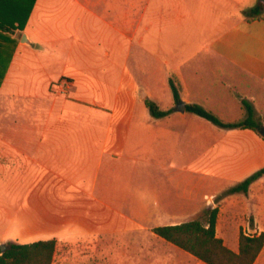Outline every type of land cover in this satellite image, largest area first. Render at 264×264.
I'll return each mask as SVG.
<instances>
[{
  "label": "crops",
  "instance_id": "0c3cea01",
  "mask_svg": "<svg viewBox=\"0 0 264 264\" xmlns=\"http://www.w3.org/2000/svg\"><path fill=\"white\" fill-rule=\"evenodd\" d=\"M186 1L103 0L105 14L95 26L94 0H71L69 5L59 0H36L24 31L0 30V74L4 73L0 84V245L51 239L58 245L59 237L71 235L79 239L96 237L110 248L103 237L108 233L106 228L126 232L128 225L135 224L144 231L141 220L157 216L174 219H162L152 225L149 234L167 250L166 255L175 248L183 252L157 236L153 228L183 223L178 219L195 216L213 203L206 200L213 194L200 197V182H178L174 194L178 207L168 208L167 200L157 189L147 194L143 184L124 179L111 184L103 180L99 194L97 180L82 175L81 162L92 164L94 160L98 166H120L138 160L146 137L157 142L158 138L177 136L180 131L203 137L204 146L208 144L221 152L225 147L230 152L219 156L215 165L227 161L231 170L227 174L241 171L242 178L264 165V138L258 133L224 129L175 107L180 102L185 106L197 104L225 122H235L245 119L247 112L241 117H233L232 113L229 117L227 112L247 100L255 118L256 113L264 117L263 95L246 99L230 96L224 83L216 79L220 76L217 74H223L235 80L242 90L251 85L250 80L264 84V18L248 21L243 15L259 0ZM63 21L67 28L64 38ZM189 23L226 27L213 32L201 50H194L193 36L181 34ZM23 34L30 43L21 42ZM135 40L159 59L172 58V62L159 60L156 72L169 87V78L174 80L180 102L176 103L173 97L166 109H161L155 89H147L148 99L161 110L173 109L162 118L151 116L162 127L144 128L134 123L138 102L146 107L145 99L135 98V91L141 88L126 65L127 41ZM200 51L218 65L209 70L212 80L211 74L199 66L176 64L177 58L195 57ZM54 61L62 64L61 70L47 73V65ZM61 78L72 80V102L85 108L75 120H71L70 112L63 114V107L56 106L57 98L50 89ZM94 90H100L99 94H93ZM94 104L110 107L115 127L109 120L102 128H94ZM190 114L200 119L190 118ZM71 121L73 127L69 126ZM226 130L229 132L222 137L220 131ZM65 152L70 153L69 165ZM111 194H116L118 206L110 202ZM236 242L234 248L224 244L237 252L238 239ZM170 256L174 261L171 253Z\"/></svg>",
  "mask_w": 264,
  "mask_h": 264
},
{
  "label": "rangeland",
  "instance_id": "374dc122",
  "mask_svg": "<svg viewBox=\"0 0 264 264\" xmlns=\"http://www.w3.org/2000/svg\"><path fill=\"white\" fill-rule=\"evenodd\" d=\"M59 1L69 5L71 0ZM94 2V11L96 15L94 23L96 26L100 21L99 17L104 16L105 10L103 0H94ZM204 2L206 3V1ZM186 3L190 2L187 0ZM65 25L66 23L63 21L61 24L63 38L66 35L67 29ZM184 26L181 34L187 37L190 35V38L193 36L194 45L192 47L194 50H201V46L209 43V37L213 32L226 27L225 25H200L199 23H189ZM127 44V69L130 71L131 75L136 78L141 88L140 91H135V98L142 101L148 98L147 89L152 87L155 89L157 95L156 102L159 103V107L161 109H166L167 104L173 100V93L167 83L163 84L156 70L160 65L159 60L163 62L165 60L172 62V58L159 59L153 56L151 50L142 47L137 40L131 43L127 41ZM30 59L31 58L28 57L29 62H31ZM102 60L100 54L99 61ZM180 63L186 64V66H199L207 70L208 74H211V72H209L210 68L218 67L204 51H200L199 55L195 57L177 58L176 64ZM170 65L172 66L173 64ZM162 66L165 67L164 64ZM61 67L62 64H60L59 61L51 62L47 65V73H58ZM218 75L220 76L216 79L221 81L222 84L224 83L225 90L230 96L236 98L243 96V99L251 95L258 96L261 94L264 96L263 83L248 80L251 82V85H247V89L242 90L235 80H231V78L223 74H217V76ZM212 79L213 74H211V80ZM211 80L208 82H211ZM72 87L73 84L70 78H61L55 83V86H51L50 89L55 94V98H57L56 106L63 107V114L67 111L70 112L71 120H75L76 117L82 116V109L85 108L72 102L73 99L70 97ZM98 91L100 90H94L93 94L98 95ZM141 92H144L142 97L140 96ZM97 98H99V96H97ZM216 102L218 103L220 100L218 99ZM141 106H143V109H141ZM177 106L178 105L175 104V107ZM92 107L94 128H102L103 123L109 120L112 125L114 122V115L110 107L101 104H94ZM216 109L217 108H215V110ZM231 109L232 110L227 112L229 117L231 113L233 117H241V114L247 112L243 103L240 107L232 106ZM134 113L137 119L136 121L134 120L136 125H142L144 128L163 126L155 119H152L148 109H146L141 102H138ZM189 116L190 118H199L193 114ZM256 116L261 123L260 128L264 127V117H262L260 113H256ZM60 123H63L62 120ZM136 125L132 127H136ZM69 126L73 127L72 121ZM113 127H115V122ZM227 132H229V130L220 131L222 137ZM180 133L181 134L177 136L173 135L158 138L157 142L154 140L150 141V139L146 137L144 139V144L139 148V159L131 163H122L120 166L117 164L107 165L106 163L98 166L97 162L94 160L92 164L81 162L82 175L85 179L97 180L98 187L96 191L99 194L101 193L103 180L109 181L111 184H117L120 179L133 181L136 184H143V187L147 189V194L157 189V192L163 194L167 200L168 208L178 207L174 196L177 183L183 182V184H185L187 179L191 184L196 180L201 183L200 197H203L204 194H213L206 198V200H211L213 203L211 202L210 205L206 203V207L200 212L212 210L214 208L219 209L217 235L224 240L227 246L233 248L237 246L236 240L241 231L248 235H255L264 231V178L255 181L251 185V190L248 194H228L227 190L240 184L245 177L242 178L241 171L239 174H227L231 172L228 168L227 161L221 165L219 163L215 165V162L219 160L218 157L223 155L224 152H228L225 150V147H222V152L217 149L215 151L211 149L208 144L205 146L203 145V137L199 138L185 131H180ZM216 135H218V133H216ZM211 138H213V135ZM151 148L153 149L152 151ZM63 155L66 157L65 162L69 165L70 153L65 152ZM219 173H223L220 180L218 179ZM182 190L183 186L181 185L180 191ZM99 197L101 196L98 195V198ZM110 197V202L118 206L116 194H111ZM199 202L200 204H204L202 201ZM199 213L195 216L180 218L178 222L201 219ZM162 219L173 220L174 218H162L157 216L143 218L141 220V225L145 227L144 231H141V228L139 229L135 224L128 225L126 232H121V229H114L113 227L106 228L108 233H105L103 237L107 238L110 248L107 243L102 242L96 237L82 239L71 235L59 237L57 239L58 245L53 264H166V262L167 264H204L183 253L184 251L182 252L176 248L172 251H168V255H166L167 250L158 244L156 237L154 238L149 234L152 225L160 223L159 221ZM51 224H53V222ZM109 232L112 234L109 235ZM166 248L170 249V247ZM170 253L174 261L171 260ZM255 264H264V249Z\"/></svg>",
  "mask_w": 264,
  "mask_h": 264
},
{
  "label": "trees",
  "instance_id": "16d2710c",
  "mask_svg": "<svg viewBox=\"0 0 264 264\" xmlns=\"http://www.w3.org/2000/svg\"><path fill=\"white\" fill-rule=\"evenodd\" d=\"M35 2L36 0H0V30L8 33L24 31ZM243 15L248 21L261 20L264 18V7L259 3L244 11ZM3 76L4 73H1L0 84ZM169 85L175 102H180L179 89L172 78H169ZM144 102L154 118H162L173 112V109L161 110L151 99L146 98ZM242 103L246 107L247 117L235 122H225L197 104L187 105L186 111L224 129H250L259 134L261 123L255 118L252 105L245 100ZM261 178H264V165L240 184L228 189L227 193L248 194L250 186ZM218 213V208L205 210L201 213V219L158 226L153 228V232L204 264H255L264 248V231L255 235L241 231L238 237V251L234 252L217 236ZM56 247L57 242L54 239L29 244L7 243L5 250L0 247V264H53Z\"/></svg>",
  "mask_w": 264,
  "mask_h": 264
},
{
  "label": "water",
  "instance_id": "95a60500",
  "mask_svg": "<svg viewBox=\"0 0 264 264\" xmlns=\"http://www.w3.org/2000/svg\"><path fill=\"white\" fill-rule=\"evenodd\" d=\"M259 3L262 4L264 7V0H259ZM21 42L23 43H30L27 39V36L25 34L22 35ZM144 95V92L141 93V97ZM186 109V106L183 102H180L177 106V110L184 112ZM259 134L264 138V127L260 128ZM1 250H5V245H0Z\"/></svg>",
  "mask_w": 264,
  "mask_h": 264
}]
</instances>
